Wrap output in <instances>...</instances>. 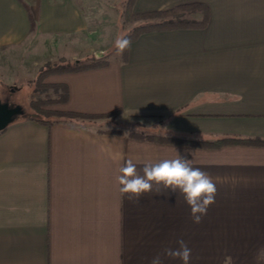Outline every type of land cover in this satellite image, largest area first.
Returning <instances> with one entry per match:
<instances>
[{
  "label": "crops",
  "instance_id": "crops-1",
  "mask_svg": "<svg viewBox=\"0 0 264 264\" xmlns=\"http://www.w3.org/2000/svg\"><path fill=\"white\" fill-rule=\"evenodd\" d=\"M194 2L210 8L206 27L147 31L126 60L55 74L69 89L58 108H121L113 127L28 115L0 131V264H151L158 255L182 264L164 255L180 240L190 264H264V145L207 149L128 134L264 139V0H136L133 10ZM122 7L123 0H0V57L17 48L30 65L105 55L111 46L98 29ZM179 154H190L217 187L199 224L183 195L163 185L138 199L119 191L127 160L142 174L145 163Z\"/></svg>",
  "mask_w": 264,
  "mask_h": 264
},
{
  "label": "trees",
  "instance_id": "trees-1",
  "mask_svg": "<svg viewBox=\"0 0 264 264\" xmlns=\"http://www.w3.org/2000/svg\"><path fill=\"white\" fill-rule=\"evenodd\" d=\"M135 1L136 0H123L126 21H139V23L134 25L122 37L129 39L131 42L134 41L140 34L147 31L188 27H206L211 18L209 6L202 2L183 3L168 9L137 13L133 10ZM196 13H201L202 17H194V14ZM191 14H193V17L189 16ZM31 20L32 30H35L37 28V21L33 15H31ZM123 54V58L126 60L127 50H125ZM109 62L110 60L106 59L105 55L98 56L94 54L77 60L59 63H45V65L40 68L34 82H32L35 83V87L30 93V105L33 113H31L29 116L47 123H52L58 119L94 121L98 118L110 117L111 119L115 120L117 116L122 115L123 110L121 108L107 113H85L64 110L55 107L67 102L69 98V89L65 83L47 81V78L53 74L103 67L109 64ZM117 132L122 133L124 131L118 130ZM128 134L131 137L140 140L196 146L207 149H216L226 145H264V139L262 138L243 137L236 135H222L209 139H195L192 137L181 136L172 133H152L143 129H130Z\"/></svg>",
  "mask_w": 264,
  "mask_h": 264
},
{
  "label": "clouds",
  "instance_id": "clouds-1",
  "mask_svg": "<svg viewBox=\"0 0 264 264\" xmlns=\"http://www.w3.org/2000/svg\"><path fill=\"white\" fill-rule=\"evenodd\" d=\"M115 47L120 53L131 47V41L127 38L116 40ZM137 170V164L129 159L120 169L117 177L120 185L119 191L129 195L130 198H139L153 190V185H163L172 193L179 191L185 202L190 207V214L194 223L199 224L208 208L215 203L217 192L213 179L200 168L193 167L190 154H179L174 159H164L158 163H145ZM176 249H165L164 255L178 258L182 264H190L191 249L180 240ZM151 264H162L158 255L153 258Z\"/></svg>",
  "mask_w": 264,
  "mask_h": 264
},
{
  "label": "rangeland",
  "instance_id": "rangeland-1",
  "mask_svg": "<svg viewBox=\"0 0 264 264\" xmlns=\"http://www.w3.org/2000/svg\"><path fill=\"white\" fill-rule=\"evenodd\" d=\"M122 8L124 10V7ZM113 16H114L113 20H115V17H118V19L114 22L112 21V23H110L109 21L106 22L105 24L101 23L100 28L98 29V32L102 33L101 35L105 40L103 42L108 44V46H111L110 48H108V52L105 54V58L110 60V62H115L123 58L124 52L120 53L115 47L116 40L122 38L127 31H129L134 25L139 23V21L127 22L124 12L122 13V10L119 16H117L116 14ZM189 16L193 17V14ZM96 43L97 46L100 45V42L97 41ZM81 48L83 47H80V49ZM77 52H79V50ZM14 53L15 55L9 58L8 50L7 51L5 50L3 56L0 57V101H8L11 104L20 105L23 108L24 113L19 115L18 117L28 116L31 113H33V110L30 105V99H31L30 93L35 87V83L32 82H34L40 68L43 65H45V63L47 62L59 63L64 61L80 59V57L67 59L70 55L64 54L61 55L62 59L54 58L52 60H47L44 63L39 62V64L30 65L29 64L30 57H28L27 53L24 55V53H22L19 50V48H17L16 52ZM19 61H21L20 65H19ZM59 78L60 75L56 76L55 74H53L47 78V81L55 82L58 81ZM59 106L60 105H57L55 107H59ZM118 117L119 116H117L115 120L111 119L110 117H105V118H98L93 122L92 121L89 122L94 123L95 125H98L100 127H105V128L113 127L114 121L117 120L122 121L121 119L122 115H120L121 118ZM128 128L129 125L127 124L122 125V129L126 130ZM177 192L179 193V191Z\"/></svg>",
  "mask_w": 264,
  "mask_h": 264
},
{
  "label": "water",
  "instance_id": "water-1",
  "mask_svg": "<svg viewBox=\"0 0 264 264\" xmlns=\"http://www.w3.org/2000/svg\"><path fill=\"white\" fill-rule=\"evenodd\" d=\"M23 113V108L20 105L11 104L8 101H0V131L5 129Z\"/></svg>",
  "mask_w": 264,
  "mask_h": 264
},
{
  "label": "flooded vegetation",
  "instance_id": "flooded-vegetation-1",
  "mask_svg": "<svg viewBox=\"0 0 264 264\" xmlns=\"http://www.w3.org/2000/svg\"><path fill=\"white\" fill-rule=\"evenodd\" d=\"M14 105H16V104H14Z\"/></svg>",
  "mask_w": 264,
  "mask_h": 264
}]
</instances>
